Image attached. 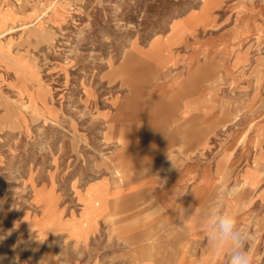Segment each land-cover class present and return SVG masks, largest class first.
<instances>
[{
	"label": "rangeland",
	"instance_id": "374dc122",
	"mask_svg": "<svg viewBox=\"0 0 264 264\" xmlns=\"http://www.w3.org/2000/svg\"><path fill=\"white\" fill-rule=\"evenodd\" d=\"M9 28L0 264H87L107 251L82 233L107 197L101 181L117 194L193 161L223 177L203 212L229 189L237 222L255 225L246 245L264 250V0H0V34ZM149 201L122 195L105 221Z\"/></svg>",
	"mask_w": 264,
	"mask_h": 264
},
{
	"label": "crops",
	"instance_id": "0c3cea01",
	"mask_svg": "<svg viewBox=\"0 0 264 264\" xmlns=\"http://www.w3.org/2000/svg\"><path fill=\"white\" fill-rule=\"evenodd\" d=\"M222 180L223 177L208 164L193 161L162 177L150 175L128 182L127 188L117 194L115 191L120 187H110L108 182L101 181L99 184L107 190V197L101 201V210L87 213L90 216L83 220L82 233L91 230L92 246L100 252L99 245L106 241L101 247L107 251L98 258L89 255L91 258L86 263L226 264V255L213 249L203 224L204 204L212 197L215 184ZM256 193L257 198L264 196V191ZM122 195L150 198V201L145 212L125 218L123 223H106L105 218L110 220L116 213L114 201ZM145 215L151 216L146 220ZM242 220L237 222L242 231L255 230L254 224ZM116 225L120 228L113 239L97 238L102 232H112ZM87 236L79 240L81 246H87ZM246 249L252 257V264H264V250L261 252L258 244L251 248L246 245ZM30 263L23 258L16 264Z\"/></svg>",
	"mask_w": 264,
	"mask_h": 264
},
{
	"label": "clouds",
	"instance_id": "9594fccd",
	"mask_svg": "<svg viewBox=\"0 0 264 264\" xmlns=\"http://www.w3.org/2000/svg\"><path fill=\"white\" fill-rule=\"evenodd\" d=\"M230 196L231 191L226 188L210 202L203 213L204 230L213 249L226 255V264H252L237 216L226 203Z\"/></svg>",
	"mask_w": 264,
	"mask_h": 264
},
{
	"label": "bare ground",
	"instance_id": "6f19581e",
	"mask_svg": "<svg viewBox=\"0 0 264 264\" xmlns=\"http://www.w3.org/2000/svg\"><path fill=\"white\" fill-rule=\"evenodd\" d=\"M54 2V1H53ZM56 2V1H55ZM56 4V3H55ZM54 4H50V8H54ZM31 24V23H30ZM182 23H178V25H176V29H175V34H174V36L176 37V36H178V35H181V30H183V27H184V24L183 25H181ZM31 26V25H30ZM16 27V26H15ZM13 31V29H10L9 28V30L8 31H6V32H3L2 34H0V37H2L3 35H6L7 33H9V32H12ZM156 46L158 47V43L156 44ZM155 52L157 53L158 52V50H155ZM185 78V77H184ZM118 172V171H117ZM118 174V173H117Z\"/></svg>",
	"mask_w": 264,
	"mask_h": 264
}]
</instances>
